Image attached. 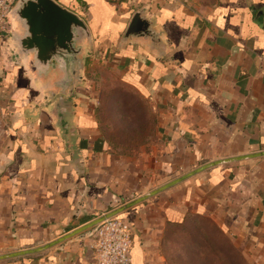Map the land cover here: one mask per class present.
I'll return each instance as SVG.
<instances>
[{
  "label": "crops",
  "instance_id": "0c3cea01",
  "mask_svg": "<svg viewBox=\"0 0 264 264\" xmlns=\"http://www.w3.org/2000/svg\"><path fill=\"white\" fill-rule=\"evenodd\" d=\"M56 1L93 38L73 91L0 45V264H94V226L74 231L139 198L117 214L132 264H179L191 219L264 264V0ZM137 11L153 36H126ZM107 69L150 129L133 149L107 121Z\"/></svg>",
  "mask_w": 264,
  "mask_h": 264
},
{
  "label": "water",
  "instance_id": "95a60500",
  "mask_svg": "<svg viewBox=\"0 0 264 264\" xmlns=\"http://www.w3.org/2000/svg\"><path fill=\"white\" fill-rule=\"evenodd\" d=\"M16 27L10 38L22 54L33 55V67L38 77L48 76L53 69L61 73L55 86L61 94L73 91L83 68L84 43L92 45V33L86 20L56 0H18L12 10ZM74 26V30H73ZM152 22L137 11L132 16L126 36H153ZM144 198L130 201L83 227L95 226L105 218L115 216Z\"/></svg>",
  "mask_w": 264,
  "mask_h": 264
},
{
  "label": "rangeland",
  "instance_id": "374dc122",
  "mask_svg": "<svg viewBox=\"0 0 264 264\" xmlns=\"http://www.w3.org/2000/svg\"><path fill=\"white\" fill-rule=\"evenodd\" d=\"M106 69V68H103ZM105 78L102 86L106 87L103 103L107 111L111 113L107 121L113 125L122 139L121 146L133 149L141 144L133 142L140 139V136L133 135V132H149L150 129L136 127L145 121L136 113L127 109L125 96L110 95L109 88L118 83L115 77H109V70H104ZM103 74V75H104ZM105 76V75H104ZM121 88L120 85L117 86ZM136 104H143L141 100H134ZM115 112L117 114H115ZM3 134V126L0 124V137ZM207 228V229H206ZM207 230V231H206ZM181 240L176 241V256L179 264H251L241 254L239 248L231 240L224 238L216 230H213L206 223H197L192 219L184 224L181 229Z\"/></svg>",
  "mask_w": 264,
  "mask_h": 264
},
{
  "label": "built area",
  "instance_id": "2783aa9c",
  "mask_svg": "<svg viewBox=\"0 0 264 264\" xmlns=\"http://www.w3.org/2000/svg\"><path fill=\"white\" fill-rule=\"evenodd\" d=\"M18 0H0V45L13 30L12 10ZM94 264H132L133 226L118 215L103 219L91 231Z\"/></svg>",
  "mask_w": 264,
  "mask_h": 264
},
{
  "label": "clouds",
  "instance_id": "9594fccd",
  "mask_svg": "<svg viewBox=\"0 0 264 264\" xmlns=\"http://www.w3.org/2000/svg\"><path fill=\"white\" fill-rule=\"evenodd\" d=\"M73 30H74V26H73Z\"/></svg>",
  "mask_w": 264,
  "mask_h": 264
}]
</instances>
